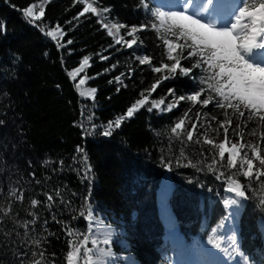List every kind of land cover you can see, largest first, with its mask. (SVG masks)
<instances>
[{"label":"trees","instance_id":"1","mask_svg":"<svg viewBox=\"0 0 264 264\" xmlns=\"http://www.w3.org/2000/svg\"><path fill=\"white\" fill-rule=\"evenodd\" d=\"M89 1L109 9V23L127 26L121 30L125 39L133 38L126 28L147 25L137 33L143 45L129 49L116 44L97 14L74 19L83 10L81 0H0V212L11 210L7 217L0 215V264H32L40 259L39 252L44 253L41 264H66L73 246L94 249L90 242L79 243L84 235L110 252L109 264H175L183 258L208 264L205 249L229 262L241 256L248 264H264V177L243 178L246 165L241 168L239 161L247 151L254 173L264 166L251 149H244L237 169H230L227 153L220 161L219 150L203 143L205 132L214 143L224 139L222 130L209 128L218 127L212 116L225 119L214 104L204 107L185 100L164 110L176 97L206 88L199 78L207 74L193 69L184 76L178 69L163 80L167 69L151 71L174 62L167 59L165 40L185 43L172 35L167 23L152 16V11H162L159 0ZM32 5L37 12L43 6L45 13L34 23L23 15ZM57 26L64 35L53 40L46 32ZM145 55L151 65L139 63L137 58ZM84 57L89 63L73 80L68 73L78 69ZM178 58L183 67L194 62ZM81 79L85 83L77 88ZM157 79L161 83L149 104L126 117L127 109L143 98L141 93L148 95ZM169 89L175 90L174 96L168 95ZM161 99L165 103L159 109L147 110L152 100ZM189 109L178 137L171 128ZM197 112L203 124L194 132L198 145L186 140ZM121 116L125 118L120 127L113 125L111 135H102L109 122ZM237 123L244 141L264 156V123L244 127V118L233 117L229 139L237 143ZM253 129L256 135L250 134ZM189 160L196 168L185 166ZM220 173L225 175L218 180ZM228 176L241 182L247 199L225 190ZM14 191L22 192L23 199L17 200ZM45 193L54 196L53 202ZM32 199L40 203L32 207ZM88 211L93 213L91 220L80 215ZM32 220L35 223L23 227ZM175 230L184 241L170 244L165 233ZM68 231L76 235L70 237ZM106 236L108 245L102 243ZM76 264H88V258L81 253Z\"/></svg>","mask_w":264,"mask_h":264},{"label":"snow or ice","instance_id":"2","mask_svg":"<svg viewBox=\"0 0 264 264\" xmlns=\"http://www.w3.org/2000/svg\"><path fill=\"white\" fill-rule=\"evenodd\" d=\"M84 3L83 10L74 19H79L80 16H84L86 13L98 14V8L94 7L92 3H87L86 0H81ZM196 0H183L181 11H171L164 12L159 9L152 11V16L160 20L161 24H168L169 30H172V35L177 39H183L185 43L178 44L173 43L169 40L164 41V45L167 47V59L169 61H174L171 64L163 63L161 66L151 67L153 73H162L164 69L168 70V74L163 76V80L170 78L172 74H176L179 69V73L184 76H190L193 69H203L206 76H201L199 78L200 85H206L207 87H200L196 91L188 94L187 96L181 95L176 97L174 103H169L165 106V111H171L173 108L179 106L181 101H191L193 105L200 104L207 107L209 104H214L215 107L223 110L224 120H218L216 116H212L211 119L216 121L218 127L209 128L211 131L219 133L220 130L223 131L224 139L219 143H214L213 139L208 138L207 132L203 133L204 139L203 143L207 145H213L219 150L218 155L220 161L225 159V154L227 153V167L230 169H237L238 159L241 157L242 150L251 149L252 156L256 161L259 162L261 166H264V156H261L260 151L257 146L247 143L244 141L243 136L237 132L241 128V124L237 123L233 132L236 133L239 143L235 141H230L229 139V129L233 124V117L244 118V127H247L248 123L251 122H262L264 123V0H240L239 5L236 10L232 13V19L226 23H217L215 19L206 20L204 17L206 15H211L214 10L218 7V0H201L199 10L193 13L191 8L195 6ZM145 8H149V5L145 4ZM35 5L26 7L23 9V15L29 18L30 22L40 21L44 16V8L40 7L39 11H34ZM151 11V9H149ZM104 13H108V8H103ZM71 23V21L69 22ZM104 28L108 30V35L113 36L114 33L112 28L116 29L117 32L121 28L127 26L123 24L114 23L112 28H109L108 24L105 23ZM147 25L131 26V29L127 31L126 35L133 37L131 40H126L124 36L115 41L116 44H121L123 41L124 45L131 49L138 45V40L135 38L139 31L146 30ZM153 29L156 28V24L151 25ZM53 29L46 32L48 37L53 40H58L64 33ZM43 31V29H41ZM190 41L191 43H188ZM68 44L72 41L68 40ZM188 48L186 55H183V50ZM180 49V52H177ZM176 53V55H173ZM193 59L194 62L191 67H183L181 65V59ZM107 59V57H102ZM141 65L149 64L151 65V58L147 55L142 58H137ZM89 58L84 57L78 69L70 71L68 75L75 80L76 76L83 71L84 67L88 65ZM116 82L119 83L120 77L115 78ZM85 83L84 79L79 81L76 85L77 88ZM161 83L160 79L152 83L150 88L147 89L148 95L141 93L142 99H138L131 107L127 109L126 117H131L140 107H144L149 104V96L152 92H155L158 85ZM92 93H95V89H91ZM209 92L214 93V95L208 94ZM83 95V93H81ZM169 96L175 95L174 89L168 90ZM203 97V99H202ZM164 100H152L151 105L147 108L148 111H152L154 108L159 109L160 105H163ZM231 110V113L229 112ZM188 112L184 113V118L179 119L178 122L174 124L171 128V132L176 134L178 137L180 133L178 130L185 128V118L189 116ZM207 117L208 113H204ZM201 113L197 112L194 122L191 123L190 128L186 133L187 142L194 141V132L197 131L198 126L203 127L200 122ZM125 116L117 118L114 122H109L108 128H106L102 135H111L110 129L113 125L115 128H119L121 121ZM251 135H256L255 130H251ZM197 145L201 141L197 138L194 141ZM230 144V146H226ZM80 151V149H78ZM181 156L184 155L181 151ZM243 159L239 161L240 167L244 168L246 165V170L242 171L243 178H255L257 180L264 177V170H260L254 173V160L248 158V152H243ZM217 161L214 159L213 163ZM179 163V160L177 161ZM171 161L167 162L166 166L170 168ZM185 166H191L196 168V164L192 163L191 160L187 162ZM171 170V168H170ZM210 170L211 169L210 167ZM224 173H220L216 178L219 180L224 177ZM235 175V173H233ZM228 186L226 191L233 193L236 197L241 199H247L246 191L241 182L234 179L233 176H228ZM39 183V182H37ZM12 195L17 200L23 199V193L20 191L12 192ZM48 202H53L54 196L52 194L45 193ZM56 196H60L57 191ZM40 201L36 199L31 200L32 207H36ZM233 205L237 204V200H232ZM10 209H5L0 212V215L7 217L9 215ZM82 217L91 220L93 213L88 211L86 213H80ZM35 223V220L27 221L23 224V227L27 228L29 224ZM47 223V221H45ZM68 235L71 237L74 234L68 231ZM91 243L94 249H89L84 247L83 249L79 246H73L72 250L67 251L66 264H76L77 257L79 254L88 258V264H109L108 258L110 257V252L104 248H100L101 243L97 239H92L89 241V236L84 235L83 239L79 242L81 245H87ZM109 239L106 238L102 241L104 245L109 244ZM37 244V241H33ZM71 245V241L68 242ZM217 248L220 247L219 244L216 245ZM35 256L36 253H33ZM40 259L34 260L32 264H41L44 253L39 252Z\"/></svg>","mask_w":264,"mask_h":264},{"label":"rangeland","instance_id":"3","mask_svg":"<svg viewBox=\"0 0 264 264\" xmlns=\"http://www.w3.org/2000/svg\"><path fill=\"white\" fill-rule=\"evenodd\" d=\"M234 1L236 2V0H231V2ZM238 5L240 3V0H238ZM87 3H92L91 1L89 0H86ZM180 2V1H178ZM220 3H223L225 2V0H219ZM159 3L162 5L164 3V0H159ZM181 5L183 4V2H180ZM94 7H96L94 5V3H92ZM200 6V5H199ZM198 6V7H199ZM182 7V6H181ZM227 7V6H225ZM171 11H175V10H169L168 9V12H171ZM164 12H167V11H164ZM234 12V11H233ZM232 12V13H233ZM99 18L102 20L103 22V25L105 23L108 24L109 28H112V23H109L108 20H107V16H106V13H104L101 9L98 8V14ZM217 23H226V22H223L222 20H216ZM121 30L122 28L119 30V32L116 31V29L112 28V31L114 33L113 37L117 39H120L121 37ZM127 31H129L130 29L129 28H126ZM137 40H138V37L136 35L135 37ZM128 40V39H126ZM121 44L123 45V41L121 42ZM143 44L141 43L140 40H138V45L137 46H142ZM165 241L169 242L170 244H174L175 242H183L184 241V237H183V234L181 233L180 230H175V231H171V232H166L165 233ZM205 253H207V255L209 256L208 258V264H247L245 262V260L243 258H241V256H237V257H234L230 262L226 260L225 257H222L221 255H219L216 251H211L210 249H205L204 250ZM181 257L183 258L184 257V254H181ZM130 260L133 262V259L130 258ZM175 264H197V262L195 260L193 261H188L186 259H182V260H179L178 262H176Z\"/></svg>","mask_w":264,"mask_h":264},{"label":"bare ground","instance_id":"4","mask_svg":"<svg viewBox=\"0 0 264 264\" xmlns=\"http://www.w3.org/2000/svg\"><path fill=\"white\" fill-rule=\"evenodd\" d=\"M238 0L236 2L231 0H228L224 5H218V7L214 10V12L209 16L206 15L204 18L207 20L210 19H219L222 20L223 22H228L229 20L232 19V12L236 10L238 6ZM201 3V0H196L195 6H193L191 9L192 11L196 12L199 10V5ZM164 4H168L169 7L172 6H181L180 3H178L175 0H164ZM227 6V7H225Z\"/></svg>","mask_w":264,"mask_h":264},{"label":"water","instance_id":"5","mask_svg":"<svg viewBox=\"0 0 264 264\" xmlns=\"http://www.w3.org/2000/svg\"><path fill=\"white\" fill-rule=\"evenodd\" d=\"M224 4H225V3H224ZM224 4H223V5H224ZM167 5H168V4L163 5V10H164V11H168V9L175 10V11H181V10H182V9L177 8V7H175V6H172V7L168 8ZM220 6H221V5H220Z\"/></svg>","mask_w":264,"mask_h":264}]
</instances>
